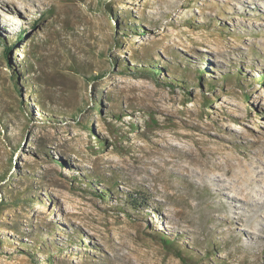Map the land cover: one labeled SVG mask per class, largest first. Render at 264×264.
Masks as SVG:
<instances>
[{
  "label": "rangeland",
  "instance_id": "obj_1",
  "mask_svg": "<svg viewBox=\"0 0 264 264\" xmlns=\"http://www.w3.org/2000/svg\"><path fill=\"white\" fill-rule=\"evenodd\" d=\"M7 1L0 264H264V0Z\"/></svg>",
  "mask_w": 264,
  "mask_h": 264
},
{
  "label": "trees",
  "instance_id": "obj_2",
  "mask_svg": "<svg viewBox=\"0 0 264 264\" xmlns=\"http://www.w3.org/2000/svg\"><path fill=\"white\" fill-rule=\"evenodd\" d=\"M23 36H25V33H22L21 35H20V39L19 40H21V37H23ZM0 41H2L1 39H0ZM3 42V41H2ZM2 44H5L4 42L2 43ZM14 48V46L12 45L11 47H5V50H6V54L8 55L10 52H11V50ZM153 72V74H155V75H158L159 74V70H157V69H155V70H152ZM130 201H131V203H132V206H135L136 205V203H137V201H136V198H134V197H132V199H130Z\"/></svg>",
  "mask_w": 264,
  "mask_h": 264
},
{
  "label": "bare ground",
  "instance_id": "obj_3",
  "mask_svg": "<svg viewBox=\"0 0 264 264\" xmlns=\"http://www.w3.org/2000/svg\"><path fill=\"white\" fill-rule=\"evenodd\" d=\"M7 2H8L7 0H0V5L6 6V3ZM5 31H6L5 26L2 25V21L0 19V32H3L4 33ZM263 177H264V175L262 174L261 175V178H263Z\"/></svg>",
  "mask_w": 264,
  "mask_h": 264
}]
</instances>
